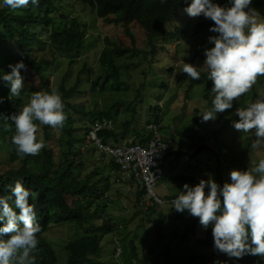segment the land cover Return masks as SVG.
Listing matches in <instances>:
<instances>
[{"label": "rangeland", "instance_id": "1", "mask_svg": "<svg viewBox=\"0 0 264 264\" xmlns=\"http://www.w3.org/2000/svg\"><path fill=\"white\" fill-rule=\"evenodd\" d=\"M55 2L59 4L64 19L77 18L85 25V30L82 37L83 47L77 53L63 55L53 51L47 44L33 51L35 59L44 58L52 61V64L44 70V76L51 80V92L58 91L60 84L66 89L74 87V93L66 98L68 106L64 108L67 117L64 126L61 130L52 127L49 129L50 139L47 147L52 151L54 162H57L62 153L61 143L64 140L79 141L84 133L83 124L92 114L116 103V113H113V117L116 128L120 130L121 123L129 118L131 108L139 97L140 104L135 108L134 121L124 138L119 139L118 142H130L134 140V135H144L146 125L151 122L157 124L160 134L172 148L180 145L184 152L165 158L164 171L152 187L159 197L177 198L184 184L190 187L197 185L194 181L180 178V175L194 177L198 183L201 179L205 181L212 179L223 187L225 183H231L232 170L250 171L261 159H264V147L260 149L251 147L256 139L255 130L244 133L233 127V122L239 120L235 115L237 108H245L249 103L264 98V76H258L249 92L235 100L231 109L217 113L215 120L203 122L201 115L212 107L213 83L207 79L206 70L204 71L206 78L199 84L193 85L190 84V77L182 72L183 62L198 69L204 67L206 59L204 51L212 48L206 42V35L210 32L209 29L214 27L213 21L207 19L208 27L197 29L195 24L198 20L189 17L185 11L177 9L176 16L165 24V33L162 38L157 39L156 48L151 52L146 45L144 30L135 22L106 24L95 16L89 6L77 0H55ZM211 2L221 7H231L230 0H211ZM249 7L264 18V0H252ZM57 23H61V19H58ZM175 27L179 28L180 34L177 33L175 38H169L168 32L174 31ZM35 33L41 35L43 39V34L36 31ZM129 34L134 41L133 46L130 44ZM105 38L111 42L119 40L132 49L123 57H111V46L104 41ZM103 51L109 58L103 59L104 66L101 67L98 56ZM195 52H199L200 57H193ZM112 63L117 69V76H112L105 90L100 92L99 86L105 79L104 69L106 71ZM24 80L23 82L28 85V92L38 86V78L31 72L27 73ZM30 96L28 93L22 97L23 106L29 102ZM153 106L158 107L156 121L151 111ZM226 120L228 122L221 129ZM42 126L38 124L37 140L42 138ZM186 128L184 136L178 134ZM6 136L5 132L0 134V169L7 166L6 151L9 148L6 147ZM202 145H204L203 149L191 155L193 150ZM93 156L94 153L87 150L82 152L81 157L87 158V162L80 172L75 170L74 175L67 180L66 184L69 187H79L83 176L95 168H100L101 173L108 174L113 181L114 175L109 172L110 167L97 164ZM96 156L100 155L96 154ZM108 160V157L104 156V162ZM97 177V174L92 176L94 179ZM112 181H110L111 186L108 191L110 198L106 208L98 209L97 216L92 220V223L100 224L103 216L107 215L112 222V232L104 235L100 241L102 247L98 257L100 261H109L112 264H154L156 261H161L164 249H169L175 259H178L188 248H192L196 253L212 254L213 246L207 247L198 242V239L205 237V228L200 223L195 233L187 235L186 239L175 248L171 234L181 233L183 226L171 219L172 206L164 205L158 208L152 206L146 211L151 205H144L139 209L131 195L126 196L124 191L116 193L115 189H111L114 187ZM207 192L208 189L205 188V193ZM161 216L162 222L158 220ZM114 230L119 233L118 239L123 243V254L118 259V263L112 258L111 237ZM81 234L83 229L80 226L51 223L41 238L52 247L58 259L57 264H65L64 244ZM128 242L133 243L135 256ZM259 257L264 262V257Z\"/></svg>", "mask_w": 264, "mask_h": 264}, {"label": "trees", "instance_id": "2", "mask_svg": "<svg viewBox=\"0 0 264 264\" xmlns=\"http://www.w3.org/2000/svg\"><path fill=\"white\" fill-rule=\"evenodd\" d=\"M81 4L89 6L95 16L106 24L117 25L135 22L145 33L146 45L151 52L154 51L157 39L164 35V26L170 22L175 16L177 9L184 11L192 0H77ZM60 13L59 4L55 0H38V5H33L31 0L26 7L12 8L4 4V0H0V115L4 117L18 114L23 106L22 97L26 94H32L37 91L51 93V80L44 76L46 67L52 64L44 58L35 59L33 56L34 49H40L47 44L53 51L63 55L77 53L83 47V36L85 25L78 21L75 17L64 19ZM61 19V23H57ZM198 22L195 24L197 29L208 27L206 18L202 15L196 17ZM60 25V26H59ZM215 26V25H214ZM39 29V30H38ZM179 28L175 27L174 31L168 32L169 38H175L179 33ZM39 32L41 35L35 33ZM183 30H180L182 32ZM178 33V34H177ZM217 33L208 32L206 42L209 43L210 36H216ZM130 44L133 46L132 36L129 34ZM111 46V57H123L130 53L132 47L126 46L119 40L108 41L104 40ZM200 57L199 52H195L193 57ZM108 55L103 51L99 54V65L104 66L103 59H108ZM23 62L25 69L21 70V75L26 78L27 73L31 72L38 78V86L32 88L28 92V85L23 82V88L19 96H13L10 92V85L3 80V76L10 73L9 65H15L18 62ZM103 74L105 79L100 84L98 91L103 92L109 79L112 76H117V69L114 63L110 68L104 69ZM205 72L201 71L200 79H189L190 84H199L205 79ZM23 81H25L23 79ZM63 82V79H62ZM96 85V83H93ZM191 87V86H190ZM58 91L62 96L65 107L68 106L66 98L74 93V87L66 89L62 84L59 85ZM140 104V97L131 108L129 118L121 123V129L118 130L115 124L113 113H116V103L100 110L98 113L92 114L88 121L96 119L108 118L114 124L115 129L112 131L101 130L98 136L102 142L112 140L114 143L119 139H123L126 135L130 124L134 121L136 115V107ZM151 111L157 120V106L151 107ZM226 120L222 126H225ZM120 125V123H119ZM84 133L79 141L64 140L62 144V153L58 157L57 162L53 160V154L50 148L47 147L50 139V126H42V138L45 142V147L38 155L18 154L15 146L11 143L12 136L15 134V126L9 120L0 119V134L7 133L6 144L9 149L7 153V166L0 169V197L12 195L11 189L17 180H20L25 189L35 193L29 197V203L35 205L37 218L36 223L41 227V232L37 234L39 240L38 251L34 253L35 264H57L58 259L52 247L42 240V235L46 232L49 224L66 223L80 226L83 229V234L73 237L63 246L65 252V264H112V262H103L98 259L102 252L100 241L104 235L112 232V222L109 216L104 215L100 224L92 223L97 216L98 209L104 210L107 205V199L103 198L104 192L110 190L111 182L109 175H103L100 168L92 169L87 172L81 180L79 187H69L66 182L71 178L75 170L82 169L86 164L87 158H82L83 151L93 153L94 149H88L86 146L87 125L83 124ZM120 128V126H118ZM61 130V128H58ZM187 128L178 134L184 136ZM146 134V133H145ZM145 134H136L133 136L132 143H144ZM71 137L70 134H68ZM79 142V143H77ZM129 142V141H128ZM83 143V144H80ZM78 145V146H77ZM188 146V144H186ZM180 150L167 153L168 155H179L182 152L180 145H177ZM191 147V146H189ZM204 145L199 146L191 152V155L203 149ZM82 149V150H81ZM111 166H113L111 164ZM97 174V178H92ZM180 178L191 181H198L191 176L180 175ZM116 193L123 192L118 188ZM128 196L131 195L138 206L137 193L138 189L132 187L131 192H125ZM14 199V197H13ZM172 206V205H171ZM150 210L147 207L146 211ZM18 213V209H16ZM2 213V209H0ZM170 217L173 221L181 224L183 229L181 233L173 232L171 237L175 241L174 247L186 239L187 235L195 233L199 218L192 217L187 211L183 213L175 212L171 207ZM6 219V218H5ZM163 217H159V221ZM156 224V220H153ZM116 224V223H115ZM4 226V221H0V227ZM22 227V224H21ZM118 238L119 233L114 230L113 235ZM4 236L3 239H8ZM112 243L113 239L111 237ZM121 246L123 254V243L117 239ZM198 242L207 247H214L212 237V226L205 228V237L198 239ZM132 254L135 256V247L132 242H128ZM216 256V257H215ZM264 264L259 256L250 254L244 255L242 258L229 257L226 254L220 253L217 250H212V254L196 253L192 248L186 249L178 259L173 258L169 249H164L162 259L154 264Z\"/></svg>", "mask_w": 264, "mask_h": 264}, {"label": "clouds", "instance_id": "3", "mask_svg": "<svg viewBox=\"0 0 264 264\" xmlns=\"http://www.w3.org/2000/svg\"><path fill=\"white\" fill-rule=\"evenodd\" d=\"M230 2L231 7L225 8L212 3L211 0H192L184 9L189 17L202 15L213 21L215 26L209 31L218 34L208 38L214 47L205 49L204 67L198 69L184 62L182 67V72L193 80H199L201 71L206 70L207 79L213 83L212 107L201 115L203 122L215 120L217 113L231 109L235 100L249 92L258 76H264V18L249 7L252 0ZM31 3L38 5V0H31ZM4 4L12 8L26 7L29 0H4ZM9 67L11 71L3 76V80L10 85L11 95L19 96L24 79L21 70L25 69V65L21 61ZM64 108L62 96L57 90L51 93L37 91L31 94L29 102L18 114L8 117L0 115V119L10 120L15 126L11 143L17 153L22 156L38 155L46 146L43 139L37 140L38 124L53 129L62 128L67 119ZM235 115L239 120L233 122L234 129L244 133L255 130L256 139L251 147H264V98L249 103L245 108H237ZM87 122L88 120L84 123ZM100 140L102 141L101 138ZM105 143L114 142L107 140ZM178 150L180 148L177 146L175 151ZM97 164L110 167L109 172L114 178L118 175L112 163ZM114 178L113 181L110 180L114 188L129 193L132 187L138 189L133 181H126L124 185L115 184ZM230 180L231 183L220 187L212 179H201L194 187L184 184L177 198H161H172L170 204L166 205H172L175 212L187 211L192 217L199 218V223L204 228L211 225L214 249L220 253L235 258H242L246 254L264 257V159L250 171L232 170ZM205 188L208 189L207 194ZM11 193L10 196L0 197V221H4V226L0 227V264H35L34 253L38 251L39 244L37 234L41 232L40 225L36 223L35 205L29 203V197L35 193L25 189L20 180L15 182ZM140 194L138 189L136 206L139 209L144 205H151L149 208L161 207L146 202ZM107 196L110 197L109 192ZM16 209L19 210L18 213ZM4 236L9 238L3 239ZM121 255L122 252L118 257H114L113 243L112 258L115 262L118 263Z\"/></svg>", "mask_w": 264, "mask_h": 264}, {"label": "built area", "instance_id": "4", "mask_svg": "<svg viewBox=\"0 0 264 264\" xmlns=\"http://www.w3.org/2000/svg\"><path fill=\"white\" fill-rule=\"evenodd\" d=\"M86 146L94 149V161L104 162V156L108 157V163H112L117 171L114 178L115 184H123L133 181L141 191L140 197L146 202L162 206L170 204L172 198H161L155 194L152 187L163 173L167 153L176 150L172 148L161 136L154 123H148L145 127L144 143H105L100 140L97 133L103 129L112 130L113 124L109 119H99L86 123ZM99 154L100 156H96ZM128 187V186H127ZM108 196L104 193V198ZM164 202V203H161ZM114 257L121 253L120 243L113 238Z\"/></svg>", "mask_w": 264, "mask_h": 264}]
</instances>
